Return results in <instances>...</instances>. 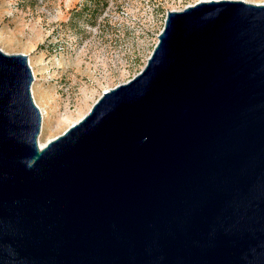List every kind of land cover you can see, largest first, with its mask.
I'll return each instance as SVG.
<instances>
[{"label": "water", "instance_id": "obj_1", "mask_svg": "<svg viewBox=\"0 0 264 264\" xmlns=\"http://www.w3.org/2000/svg\"><path fill=\"white\" fill-rule=\"evenodd\" d=\"M157 39L43 148L0 50V264H264V5L169 11Z\"/></svg>", "mask_w": 264, "mask_h": 264}, {"label": "rangeland", "instance_id": "obj_2", "mask_svg": "<svg viewBox=\"0 0 264 264\" xmlns=\"http://www.w3.org/2000/svg\"><path fill=\"white\" fill-rule=\"evenodd\" d=\"M85 1L0 0V50L27 57L38 141L62 135L105 91L140 73L167 13L200 0H99L93 10Z\"/></svg>", "mask_w": 264, "mask_h": 264}, {"label": "bare ground", "instance_id": "obj_3", "mask_svg": "<svg viewBox=\"0 0 264 264\" xmlns=\"http://www.w3.org/2000/svg\"><path fill=\"white\" fill-rule=\"evenodd\" d=\"M208 1H221V0H200L199 2H208ZM230 1H242L245 3H250V4H255V5H263L262 3L251 1V0H230ZM82 117L80 119H82ZM79 120H77L76 122H78ZM76 122H74V123H76ZM47 143L48 142L41 141V140L38 141V145L40 148H43Z\"/></svg>", "mask_w": 264, "mask_h": 264}, {"label": "trees", "instance_id": "obj_4", "mask_svg": "<svg viewBox=\"0 0 264 264\" xmlns=\"http://www.w3.org/2000/svg\"><path fill=\"white\" fill-rule=\"evenodd\" d=\"M99 5H100V1L99 0H86L84 2V4H83V7L84 8H91V10H93L94 8H96Z\"/></svg>", "mask_w": 264, "mask_h": 264}]
</instances>
